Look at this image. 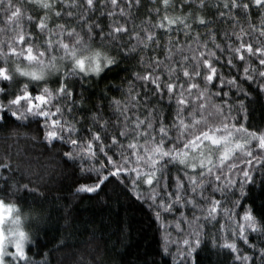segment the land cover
<instances>
[{
  "label": "snow or ice",
  "instance_id": "6c2138e0",
  "mask_svg": "<svg viewBox=\"0 0 264 264\" xmlns=\"http://www.w3.org/2000/svg\"><path fill=\"white\" fill-rule=\"evenodd\" d=\"M141 5L0 0V122L36 118L44 141L69 146L63 156L80 161L87 181L77 193L130 188L161 222L165 253L176 246L174 264H196L213 221V247L234 264H264V240L258 247L250 237H264V212L240 214L238 200L226 206L229 192L243 195L257 171L264 175V120L253 125L249 108L253 94L264 96V0H217L215 24L208 0H154L137 23ZM121 57L136 59L139 71L109 102L110 115L97 108L78 118L77 77L98 76ZM19 168L0 156V264H33L27 198L43 195L42 177Z\"/></svg>",
  "mask_w": 264,
  "mask_h": 264
},
{
  "label": "trees",
  "instance_id": "16d2710c",
  "mask_svg": "<svg viewBox=\"0 0 264 264\" xmlns=\"http://www.w3.org/2000/svg\"><path fill=\"white\" fill-rule=\"evenodd\" d=\"M216 2L208 0L206 11L209 16L215 17L216 8L213 6ZM153 6L154 0H142L137 23L146 14V9ZM252 12L256 15L257 9L253 8ZM2 18L0 14V20ZM218 20L215 17L214 24ZM225 26L220 23L221 29ZM195 30L205 31L204 28ZM180 39L182 41L183 37ZM136 71H139L136 59L121 57L117 65L98 76L77 77L80 83L76 91L83 93L84 98L77 117L97 108L105 117L110 115L109 102L113 97L122 96L128 87L127 81L132 79L131 73ZM223 71L227 73L229 70L224 68ZM251 100L250 122L259 125L264 120V96L256 99L253 94ZM162 110L169 112L166 106ZM35 119L17 121L8 116L0 122V156L6 152L12 156L20 166L18 175L29 170L42 177L43 195L35 203L31 197L27 198L29 209L26 210H30L33 217L31 242L27 249L33 264H174L176 246L170 245L169 253H165L164 229L148 204L138 200L130 188L123 185L108 184L98 193H77L78 184L87 182L80 177V161L63 156L69 146H62L59 141L54 145L44 141L43 131ZM172 174L176 175V169H172ZM254 175V181L245 186L243 195L238 188L234 195L227 194V207L231 208L232 202L238 200L235 211L240 214L245 208H252L257 216L264 212V175L259 171ZM216 195L221 198L219 193ZM186 211L191 216L195 210L189 206ZM171 218V215L165 217ZM218 227L215 221L207 224L203 237L207 247L193 253L196 264H234L226 249L212 246L211 238L219 235ZM168 231L173 240L177 239L178 234L171 226ZM250 237L258 247L264 240L257 233H251ZM241 249L242 252L248 250L243 245Z\"/></svg>",
  "mask_w": 264,
  "mask_h": 264
}]
</instances>
